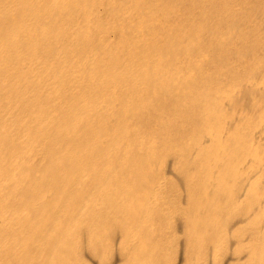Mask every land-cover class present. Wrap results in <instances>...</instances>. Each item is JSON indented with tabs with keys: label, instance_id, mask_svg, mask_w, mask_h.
Instances as JSON below:
<instances>
[{
	"label": "rangeland",
	"instance_id": "obj_1",
	"mask_svg": "<svg viewBox=\"0 0 264 264\" xmlns=\"http://www.w3.org/2000/svg\"><path fill=\"white\" fill-rule=\"evenodd\" d=\"M63 1L20 0L16 3L14 0H0V46L10 53L24 51L25 43L18 47L11 42V39L20 35L19 24L22 19L25 16L30 19L35 18L39 13H45L50 9L52 15L57 16ZM81 1H65V4L70 8ZM84 2L89 5L93 0H84ZM138 4L143 9L149 7L148 9L156 10L155 13L160 12L164 23L169 26L161 44H156L162 38L160 31H155L153 37L146 42L147 53L151 56L150 61H138L132 53L125 61L111 59L107 67L101 66L96 61L91 62L89 70L95 73L96 83L102 79L99 87L96 91L93 86L82 93L75 92L74 96L73 93L61 95L62 109H59L57 103L51 105L48 100L43 101L36 90L29 91V82L26 78L19 86V89L26 86L28 98L24 110L27 111L26 121L29 122L14 128L13 133L18 135L26 132L31 139V149L36 137L45 140L43 141L45 160L38 159L31 163L28 169L32 171V177L23 179L19 192H16L18 194L15 191L11 193V197L17 200L21 207L17 221L24 231V236L20 254L16 258V262L20 264H134V262L141 264L142 261V264H198L203 247L216 237V228L211 221L215 217H223L219 209L225 208L227 202H230L228 200L235 195L230 191L223 193L230 180L228 175L232 169L237 173L235 170L238 169L234 168L244 166V160L238 159L237 156L238 147L233 136V127L247 112L264 103V49L255 40L258 34H264V21L260 20L264 16L262 14L264 7L253 11L257 23L255 22L254 29H248L247 37H244L248 41L239 40L228 48L225 47L228 40L239 34L245 21L236 18L224 26L217 21L209 25L211 7L205 14L197 11L193 17L181 20L176 15L179 10L177 0H156V3H153L155 5L151 4V0H140ZM174 18L180 21L171 25L170 21H174ZM151 23V18L146 20L148 26ZM34 26L36 29L46 30L49 24L40 20ZM150 27L153 28V25ZM180 27L183 28L182 36L178 34ZM205 31L210 35L207 44L202 36ZM80 44L81 37H77L72 47L76 49ZM195 49L200 53L204 49L207 50L209 60L214 63L213 69L205 73L202 78H200L199 66H191L192 72L185 75L175 64L182 53ZM256 50L261 53L253 56V51ZM230 56L246 63L243 80L232 71L231 78L223 82L217 90L212 91L210 81L222 77L233 68ZM204 63H206L205 59H200L199 65ZM57 72L63 73L61 69ZM129 76L133 77L139 86L144 87V93L134 102L128 101L125 97L126 93H123L116 106L117 112L112 124L95 123V119L102 114L101 111L89 115L87 122L80 125L74 123L67 114V111L79 104L83 95L88 96L89 101L101 97L108 79L127 80ZM199 78V90L192 92L194 81L195 79L199 81ZM257 80H260V85L253 84ZM203 101H206L208 106H204ZM170 111H187L185 123L187 120L191 122L192 134H186L185 130L182 131L173 124L171 130L167 132L168 138L171 139L168 147L158 142L150 151L143 152L133 144L125 153L121 141L115 149L112 148L115 139L125 135L128 126L134 124L135 128L140 130L147 120L153 121L159 118H161L160 126H163L162 117ZM42 114H46L47 120L44 124H37L39 117L44 116ZM80 114L79 112L78 117L81 116ZM89 123L93 125L92 129ZM213 124L220 125L216 127L220 130L219 133L211 131ZM255 132L261 133L263 138L254 143L248 153L249 157L255 158L249 166L251 170L257 166V157L264 156L263 120H257ZM202 133L213 136V140L206 147L203 157H197L199 171L186 176L187 181L192 185L190 196L203 208L198 216L200 226L195 229L196 231L194 230L191 240H188L187 233L183 232L185 241L182 240L173 250L175 254L167 256L165 247L161 244L163 237L166 238L172 228L166 227L161 211L154 207L150 210L151 229L148 233L149 231L145 232L140 228L141 222L138 220L140 216L135 212L131 213V210H126V203H129L128 208L145 206V194L156 183L163 161L173 155L177 158L176 168L183 169L189 161L188 154L200 146L201 141L197 138V134ZM4 149L12 150L13 155L22 153V147L17 140L5 135L0 136V150L4 152ZM39 161H42L41 165L37 164ZM2 168L11 170L7 162L2 164ZM110 174L113 175L112 181L107 188H103L102 183ZM167 183V189L172 190L174 184H169L170 181ZM88 194L89 199L85 201L84 198ZM263 197L262 183L252 192L251 201ZM249 198L250 194L241 198L240 210L249 207L248 204L251 202ZM215 203L214 206L218 208L213 211L212 205ZM182 210L190 217L186 212L188 208ZM100 215H105L108 222L100 224L101 220H97ZM74 219L77 220L75 227L71 225ZM130 219L134 226L139 227L140 233L143 231L142 234L138 232L143 243L142 250L128 253L129 250L123 245L126 236L132 231V228L129 229ZM220 224L224 227L223 222ZM252 232L248 233L256 234L251 243L254 245L260 234L256 233L257 230ZM147 234L151 236L148 237ZM263 235L261 239L264 241ZM115 236L121 237V242L119 240V245L115 244L114 252H110ZM147 247L151 248V251ZM233 248L231 247L230 250L228 248L230 252L226 250L225 255L227 253L237 255L241 252V247L236 245ZM231 249L234 252H231ZM138 252H141V255L140 253L138 255ZM84 253L97 256V262L95 260L96 263L90 261L85 263L78 260L79 255ZM231 254L227 256L231 258ZM140 256L141 259L138 258ZM230 258H226L228 259L226 264L228 261L229 264H254L252 259L242 263ZM118 259L124 261L116 263Z\"/></svg>",
	"mask_w": 264,
	"mask_h": 264
},
{
	"label": "bare ground",
	"instance_id": "obj_2",
	"mask_svg": "<svg viewBox=\"0 0 264 264\" xmlns=\"http://www.w3.org/2000/svg\"><path fill=\"white\" fill-rule=\"evenodd\" d=\"M14 1L17 3L20 0ZM65 1L72 0H64L60 4L57 16H53L50 9L45 13H39L35 18L30 19V17L25 16L22 19L19 24L20 35L11 39V42L14 45L17 44L18 47L25 43L26 48L24 51L10 53L0 46V136L5 135L15 138L22 147L21 155H13V151L9 149H4V152L0 150V264H20V262H16V258L20 254L19 251L24 236V231L17 221L21 207L17 200L11 197V193L12 191H15V193L19 192L23 179L32 177L33 173L28 169L31 163L38 159L45 160L44 138L36 137L31 149V139L26 132L18 135L13 133L14 128H19L20 125L29 122L26 121L27 111L24 110V105L28 98L25 91L26 86L19 89L22 81L26 78L29 82V91L36 90V93L39 94L43 101L48 100L51 105L57 103L60 106H58L59 109H62L61 95L73 93L74 96L75 92L80 91L82 93L93 86L96 91L99 87L102 79L96 83L95 73L89 70L91 62L96 61L101 66L107 67L111 59L125 61L129 54L132 53L138 61H150L151 56L147 53L146 42L153 37L155 31H160L162 38L156 44H161L169 27L164 23L163 17L159 14L160 12L155 13L156 10L148 9L149 7L143 9L139 6L140 0H93L89 5H86L84 0H82L78 5L70 8H67ZM177 2L179 10L176 15L181 20L186 17H193L197 11L205 14L211 7L212 13L208 19L209 25L217 21V23L222 24H220L221 26H224L236 18L242 22L245 21L246 23L239 31V34L228 40L227 45H225L228 48L230 45L239 42V40H243V42L247 40L244 37H247L248 29H254V25L257 23V18L253 15V11L264 7V0H177ZM153 3H156V0H151V4L155 5ZM262 14H264L263 11ZM149 18L152 19L150 26L153 25L154 29L146 24V20ZM261 18L260 20L264 21V16ZM40 20L48 22L49 27L46 30L36 29L34 26ZM173 20L170 21L171 25H174V23L178 24L180 21L176 18ZM182 30L183 28L180 27L178 31L181 36L183 34ZM56 31L57 33H55ZM202 36L207 44L210 41L209 32L205 31ZM77 37H81V44L74 49L73 43ZM255 40L264 49V34H258ZM226 51L227 49H225ZM259 52L261 53L258 50L253 51L252 55L257 56ZM207 53L208 51L205 49L202 53L198 49L184 52L177 58L175 64L185 75H189L192 72L191 66H199L201 69L199 71L201 73L200 78H202L205 73H208L214 67V63L209 60L210 56H207ZM200 59H205L206 63L204 64L207 65L203 64L200 66ZM229 59L233 68L224 73L222 77L210 81L212 91L217 90L223 82L228 81L232 76V71H235L237 73L236 76L243 80L246 63L240 62L233 56H230ZM59 69L63 73L57 72ZM200 78L199 81L195 79V84L193 83L194 86L191 88L192 92H198ZM259 81L257 80L253 84L260 85L261 82ZM123 93H126L125 97L128 101L134 102L143 95L144 87L139 86L131 76L127 80L108 79L101 97H98L95 101H89L88 96L83 95L78 105H75L70 111H65H67L73 122L78 125L87 122L89 115L101 111L102 114L95 119V123L110 125L113 123V118H115L117 112L116 106L119 104ZM203 102H205L204 106H208L206 101ZM263 104L261 106L259 104V106L247 112L243 119L233 127V136L238 147L237 156L238 159L244 160V166L240 168L237 166L238 168H234L238 169L235 170L237 173L232 169L228 175L230 180L223 193L230 191L235 193V195L228 200L230 202H227L225 208L219 209L223 217H215L211 221L213 227L216 228V237L213 236L215 239L203 247L198 264H226L228 260L226 258H230L227 255L231 254L227 253L225 255L226 250L228 248L230 250L231 247L234 249L233 246L236 245L241 247V252L237 255L231 254L232 259L242 263L252 259L254 264H264V241L261 239L264 234V197L251 201L252 192L258 186H261L262 183L264 184V156L257 157V166L251 170L249 166L255 158L248 155L252 145L263 138L261 133L255 132L257 120L261 119L264 121ZM79 112L81 113L80 117H78ZM31 113L34 114L35 111H31ZM42 115L44 116L39 117L37 124L46 122V114ZM186 116L187 111H170L162 117L163 126H160L161 118L153 121L147 120V123L142 125L140 130L136 129L134 124L128 126L125 135L123 134L116 138L112 148L115 149L121 141H123L122 150L125 153L129 151L130 146L133 144L138 146L143 152L150 151L158 142L168 147L171 144V139L168 138L167 132L171 130L173 124L182 131L185 130L186 134H192L193 126L189 120L185 123ZM89 126L91 129L93 128L91 123H89ZM217 126L220 125L213 124L211 131L219 133L220 130H217ZM182 133L180 132V134ZM121 137L123 138L122 140ZM197 138L201 141V144L188 154L189 161L183 169L176 168L177 158L173 155L163 161L156 183L145 194V206L137 205V207L128 208L129 203H126V210H131V213L135 212L136 215L140 216L138 219L141 222L140 228L141 230L144 229L145 232L149 231L148 233H150L149 229H151L149 227V223L151 224L150 210L154 207L161 211L166 227L172 228L168 232L169 235L167 234L166 238L163 237V243L161 244L162 246L164 245V251H166L167 256H172L173 250L177 248L182 240L185 241L182 236L183 232L184 234L187 233V239L191 240L194 230L200 226L198 224V216L203 208L199 206L195 198L190 196L192 185L187 181L186 176L199 171L197 157H203V154L206 153V147L213 140V136L202 133L197 134ZM23 151L26 155H24ZM3 161L8 163L11 168L10 171L2 168ZM41 162L39 161L37 164L41 165ZM112 178L113 175L110 174L103 181V188H107ZM168 181H170L169 184H174L173 189L171 188L172 190L167 189ZM247 194H250L249 201L251 202L248 204L249 207L245 210H240L239 201H241V198L246 197ZM88 199L89 194L84 200ZM187 199L191 201L189 202ZM258 200L260 201L258 202ZM214 205L216 203L212 205L213 211L218 208ZM183 208H188L186 212L191 218L184 214L185 212H182ZM99 219L101 220L100 224L108 222L105 215L97 217V220ZM139 221L137 222L138 226ZM76 222L77 220L74 219L71 225L73 227L77 226ZM220 222H223L224 227H221ZM134 225L130 219L129 229L132 228V231H127L129 234L126 236V240L124 239L123 245L124 248L129 250L127 251L128 253L135 252L134 250H142L143 242L141 240L143 239H140V234L143 231L140 233L139 227ZM255 230L260 235L253 245L251 244L252 238L256 234L250 235L249 233H253L252 231ZM138 232L140 233L139 235ZM164 235L166 234L164 233ZM120 238H116V236L113 238L110 252H114L115 244L119 245V240L121 242ZM194 239L196 240V238ZM150 249L149 251H151ZM232 249L231 252H234ZM145 250H147L146 247ZM139 253L141 255V252L137 254L139 255ZM78 258V260L85 263H89V261L94 263L95 260L97 262V256L93 254L84 253L79 255ZM138 258L141 259V256ZM123 259L121 261L118 259L116 263H121ZM143 260L145 261L146 259ZM227 264H229V261Z\"/></svg>",
	"mask_w": 264,
	"mask_h": 264
}]
</instances>
